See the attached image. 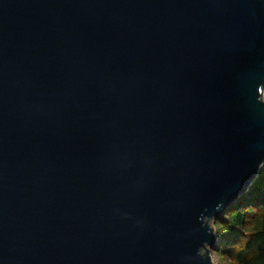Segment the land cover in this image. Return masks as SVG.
<instances>
[{
  "label": "water",
  "instance_id": "1",
  "mask_svg": "<svg viewBox=\"0 0 264 264\" xmlns=\"http://www.w3.org/2000/svg\"><path fill=\"white\" fill-rule=\"evenodd\" d=\"M264 165V0H0V264H216Z\"/></svg>",
  "mask_w": 264,
  "mask_h": 264
},
{
  "label": "trees",
  "instance_id": "2",
  "mask_svg": "<svg viewBox=\"0 0 264 264\" xmlns=\"http://www.w3.org/2000/svg\"><path fill=\"white\" fill-rule=\"evenodd\" d=\"M216 264H264V165L248 191L215 223Z\"/></svg>",
  "mask_w": 264,
  "mask_h": 264
},
{
  "label": "rangeland",
  "instance_id": "3",
  "mask_svg": "<svg viewBox=\"0 0 264 264\" xmlns=\"http://www.w3.org/2000/svg\"><path fill=\"white\" fill-rule=\"evenodd\" d=\"M213 258H215L214 256H213ZM215 260V259H214Z\"/></svg>",
  "mask_w": 264,
  "mask_h": 264
}]
</instances>
